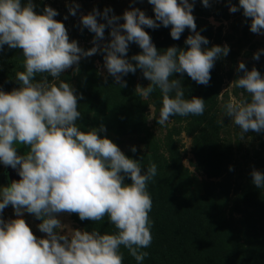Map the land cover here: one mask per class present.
<instances>
[{
  "label": "clouds",
  "instance_id": "9594fccd",
  "mask_svg": "<svg viewBox=\"0 0 264 264\" xmlns=\"http://www.w3.org/2000/svg\"><path fill=\"white\" fill-rule=\"evenodd\" d=\"M147 2L154 18L136 7L121 16L108 7L81 14V28L94 34L92 47L85 50L69 39L64 23L54 19L58 12L52 7L45 5L38 13L33 0H0V52L7 46L19 49L23 57V70L14 73L18 87L0 89V164L19 176L7 186L0 185V264H124L122 248L137 264L148 257L142 250L152 243L153 201L148 185L157 176V166L150 162L145 168L143 156L139 160L126 156L98 134L106 131L103 125L82 130L77 123L82 96L61 79L68 69L79 72L81 58L101 53L104 68L120 87L127 86L124 76L139 69L149 83L137 85L136 93L148 99L159 90L163 100L158 124L165 125L173 116L203 115L205 100L185 97L182 76L186 73L207 86L215 61L229 54V46L203 47L209 41L196 30L195 0ZM200 2L210 6L209 0ZM227 2L230 13L242 10L252 33L264 34V0H238V6ZM66 6L70 15H77L78 3ZM161 26L170 27L173 40L188 29L192 34L184 40L187 47L158 50L144 29ZM131 43L141 51L129 58ZM262 52L253 53V59L259 60ZM237 71L242 75L234 79L235 87L246 96L224 103L223 116L238 126L244 139L249 131H264V76L255 67L248 70L243 62ZM130 150L137 152L135 146ZM250 174L256 188H264V173L253 169ZM9 205L15 218L5 220L2 213ZM24 213L40 221L37 228L43 236L32 232ZM65 213L96 223L107 218L115 231L69 228L57 218Z\"/></svg>",
  "mask_w": 264,
  "mask_h": 264
},
{
  "label": "rangeland",
  "instance_id": "374dc122",
  "mask_svg": "<svg viewBox=\"0 0 264 264\" xmlns=\"http://www.w3.org/2000/svg\"><path fill=\"white\" fill-rule=\"evenodd\" d=\"M38 1L58 12L57 16L68 30L69 39L76 40L85 50L92 47L94 34L81 28L79 17L93 8L103 11L108 7L113 14L121 16L125 10L136 7L154 18L152 6L147 0ZM73 2L80 5L76 16L70 15L66 6ZM209 2L210 6L205 8L200 0H195L192 13L196 30L209 41L203 47L226 44L230 51L226 57L215 61L207 86L197 84L186 73L182 76L185 97L205 100V111L201 116H173L165 125L158 124L163 100L159 90L148 99L136 93L137 85L146 87L149 83L139 69L135 74L124 76L122 79L127 86L120 87L104 68L101 53L81 58L78 73L74 74L72 69H68L61 74V79L70 83L82 96V99H78L82 116L77 121L82 130L103 125L106 131L98 134L110 139L126 156L136 160L143 156L141 163L145 168L150 162L156 164L157 176L148 185L152 201L157 198L164 200L165 204L160 208L166 212L172 211L174 201L198 202V211H203L204 220L200 228H203L206 239L202 236L191 245L187 242L190 230L183 228L187 223L179 215L169 214L180 221L177 237L182 240L178 239L176 245L169 243V252L163 246H153L152 243L150 247L142 249L149 253L145 260L150 258L158 264H171L168 257L171 253L189 258L193 249L206 242L210 246L192 255V258L194 256L201 261L211 258L223 264H239V258L244 255L243 261L259 264L260 257L264 255V188L257 189L251 182L250 174L253 169L264 173V131H249L244 134V139H240L238 126L229 117L223 116L224 103L246 96L235 87L234 79L242 75L237 71L239 62H243L248 70L255 67L264 76V52L259 60L253 59V53L264 49V34H254L249 30L250 20L243 16L242 10L230 13L227 0ZM231 3L238 6V0H231ZM66 15L68 19L65 20ZM144 30L158 50L173 45L186 48L184 40L192 34L185 29L179 40H173L170 27H145ZM105 38L109 39L107 28ZM140 51L138 45L131 43L128 57ZM173 78H181V74H173ZM15 84L13 81L12 89L18 87ZM132 146L137 148L136 153L131 152ZM18 151L22 153L24 148ZM4 168L0 164V185L6 186ZM125 182L130 181L126 179ZM153 206L149 213L151 221L155 212ZM2 216L5 220L15 218L10 205L4 209ZM22 218L37 237L44 235L37 228L39 220L28 213H24ZM57 218L69 228L91 232L86 224L88 221H81L76 214H60ZM193 227L197 228L196 225ZM104 229L98 231L103 233ZM121 251L124 264H137L126 249L122 248ZM239 252L243 254L235 255ZM145 260L143 264H146Z\"/></svg>",
  "mask_w": 264,
  "mask_h": 264
},
{
  "label": "trees",
  "instance_id": "16d2710c",
  "mask_svg": "<svg viewBox=\"0 0 264 264\" xmlns=\"http://www.w3.org/2000/svg\"><path fill=\"white\" fill-rule=\"evenodd\" d=\"M37 5V7L34 9L38 13L42 11L43 7L46 5L45 3L41 1H34ZM54 19L60 21L59 17L56 16ZM22 60L23 57L20 55V50L16 49H9L7 46H4V49L2 52H0V89H3L4 91H11L13 87V81L14 80V72L16 71H22ZM18 85V84H15ZM153 210L155 212L152 213V226H151V235H152V245H161L163 246L164 250L168 251L169 243H173L174 245L178 244L179 240L181 239L177 237V232L180 229V221L178 219L172 218L169 214L173 213L176 215H179L180 218L183 219L184 223H187L183 228L185 230H190V235L187 237V242L189 245L199 241L202 236L204 239V233L203 228H200L203 223V211L200 209L198 211V202L194 203H184L181 201H174L172 204L171 212H166L162 208H160L162 205L165 204L164 200H161L157 198L155 201H153ZM157 209V210H156ZM87 226L89 229L92 230H103L105 232H114L115 228L114 226L108 224L107 218H105V221L103 222H91L88 221ZM193 225H196V227H193ZM174 230V232H172ZM201 231V233H200ZM177 238V239H174ZM182 240V239H181ZM210 246L209 242L203 243L201 246H197L195 249H193L192 254L189 258H186L184 256L178 255L175 253H171L168 255L171 264H223L219 261L213 260L211 258H205L203 261L199 259H195L194 255L200 250L207 249L205 247ZM191 247V246H190ZM169 252V251H168ZM242 252L236 253L235 255H242ZM245 256H241L238 260L239 264H251L243 261V258ZM195 259V260H194ZM261 262L259 260V264H264V255L260 257ZM191 261V262H190ZM146 264H158L154 260L147 258L145 260Z\"/></svg>",
  "mask_w": 264,
  "mask_h": 264
},
{
  "label": "water",
  "instance_id": "95a60500",
  "mask_svg": "<svg viewBox=\"0 0 264 264\" xmlns=\"http://www.w3.org/2000/svg\"><path fill=\"white\" fill-rule=\"evenodd\" d=\"M3 176H4V181L7 184L10 182V180H18L19 176L17 174V172L13 169H11L10 167H5L3 169Z\"/></svg>",
  "mask_w": 264,
  "mask_h": 264
}]
</instances>
